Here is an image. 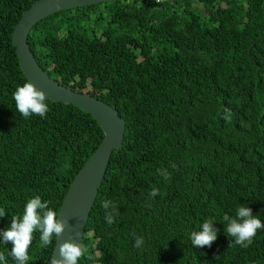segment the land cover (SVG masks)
<instances>
[{
  "label": "trees",
  "instance_id": "obj_1",
  "mask_svg": "<svg viewBox=\"0 0 264 264\" xmlns=\"http://www.w3.org/2000/svg\"><path fill=\"white\" fill-rule=\"evenodd\" d=\"M37 1L0 0V231L37 195L59 213L104 140L97 121L74 105L48 100L45 118L16 110L13 93L29 81L12 36ZM28 43L52 79L126 122L82 240L93 260L79 264H264V229L242 248L223 224L240 204L264 223V0L95 4L42 19ZM104 200L118 208L111 225ZM209 218L217 240L193 247L191 233ZM39 235L28 264H50L55 239L42 248ZM11 248L0 244L15 264Z\"/></svg>",
  "mask_w": 264,
  "mask_h": 264
},
{
  "label": "water",
  "instance_id": "obj_2",
  "mask_svg": "<svg viewBox=\"0 0 264 264\" xmlns=\"http://www.w3.org/2000/svg\"><path fill=\"white\" fill-rule=\"evenodd\" d=\"M114 1L121 0H38L23 13L12 36L20 67L28 81L43 91L49 101L74 105L90 114L104 132V140L83 168L78 171L61 205L60 218L68 220V227L58 241L55 240L50 264L53 258L58 256L59 245L72 240L75 233L79 232L83 240L86 225L104 181L111 156L114 151L120 150L124 145L126 122L109 104L87 94L75 92L52 79L37 62L28 43V36L36 24L51 15ZM74 242L79 243L80 239L77 238Z\"/></svg>",
  "mask_w": 264,
  "mask_h": 264
},
{
  "label": "clouds",
  "instance_id": "obj_3",
  "mask_svg": "<svg viewBox=\"0 0 264 264\" xmlns=\"http://www.w3.org/2000/svg\"><path fill=\"white\" fill-rule=\"evenodd\" d=\"M16 110L22 114L25 119L33 115L45 118L49 112L48 99L46 94L39 90L32 82H25L18 86L13 93ZM232 113L225 110L223 119L231 122ZM67 167V166H65ZM175 167V165H173ZM164 175L166 180L170 175L166 170L158 169ZM159 189L153 187L150 195L156 196ZM101 206L105 209V220L111 225L115 222V216L119 214L117 206L110 200L102 201ZM6 211L0 208V218L4 217ZM61 213L53 210L48 201H42L39 195L27 200L23 213L20 216L12 215L10 226L0 231V244L7 245L11 243V251L8 256L12 258L15 264H28L30 260L29 249L38 232L40 246L47 248L53 239L58 241L66 228L68 220L61 219ZM223 223L225 225V234L235 245L242 248H248L257 235V232L264 229V223L258 215H253L251 208L245 204H240L235 209V216L224 215ZM216 223L212 219H205L201 225V230L191 233L190 239L193 247H211L217 240L218 229L214 227ZM80 239L79 243L74 242ZM144 244V238L138 236L135 238L134 247L140 249ZM232 244V243H231ZM230 244V245H231ZM89 248L82 242L79 232L74 234L72 240L65 241L58 247V256L54 257L51 264H79V261L86 257L93 260V256L88 255ZM0 264H8V257L4 252H0Z\"/></svg>",
  "mask_w": 264,
  "mask_h": 264
},
{
  "label": "built area",
  "instance_id": "obj_4",
  "mask_svg": "<svg viewBox=\"0 0 264 264\" xmlns=\"http://www.w3.org/2000/svg\"><path fill=\"white\" fill-rule=\"evenodd\" d=\"M155 1H157V2H161V1H165V0H155Z\"/></svg>",
  "mask_w": 264,
  "mask_h": 264
}]
</instances>
